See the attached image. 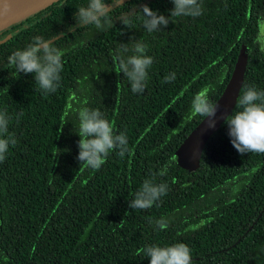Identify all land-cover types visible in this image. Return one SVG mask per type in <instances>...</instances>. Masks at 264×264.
I'll list each match as a JSON object with an SVG mask.
<instances>
[{
  "label": "trees",
  "instance_id": "obj_1",
  "mask_svg": "<svg viewBox=\"0 0 264 264\" xmlns=\"http://www.w3.org/2000/svg\"><path fill=\"white\" fill-rule=\"evenodd\" d=\"M86 3L57 0L0 31V39L10 35L0 43V110L12 118L17 139L0 163V264H150L142 249L177 242L189 246L193 264H264V153H238L224 122L199 169L182 168L176 156L204 118L178 128L193 96L211 86L215 104L243 44L248 65L240 95L246 86L264 90V52L255 43L264 0H203L202 16L174 18L152 33L139 12L133 29L118 18L105 32L79 28L74 14ZM142 3L165 16L174 7L172 0H125L110 15ZM36 36L60 37L54 45L67 50L55 93L44 94L34 74L15 77L7 66L8 55ZM136 40L153 57L143 93L131 91L111 59L121 43ZM171 73L175 79L164 82ZM81 105L99 109L126 133L132 154L113 152L99 170L80 166ZM162 166L167 174L155 182L168 185L167 195L147 210L131 209L135 192ZM161 218L168 221L164 230L156 225Z\"/></svg>",
  "mask_w": 264,
  "mask_h": 264
},
{
  "label": "clouds",
  "instance_id": "obj_2",
  "mask_svg": "<svg viewBox=\"0 0 264 264\" xmlns=\"http://www.w3.org/2000/svg\"><path fill=\"white\" fill-rule=\"evenodd\" d=\"M172 3L174 7L169 10L168 16L158 13L143 3L138 10L131 9L119 15H110L113 9L124 5L125 0H87L86 4L77 8L74 19L79 28L92 26L93 33L105 32L113 28V21L116 18L127 29H133L131 17L139 12L143 27L147 32L152 33L162 27L166 28L170 22H175L174 18H197L204 13L203 0H172ZM57 38L60 37L45 40L36 36L23 49L11 52L7 57V66L14 68L13 76L18 77L20 73L34 74L40 91L44 94L55 93L60 87L61 72L64 67L63 57L67 51L54 45V40ZM79 43L83 45L85 41L81 40ZM255 43L259 50L264 52V31L258 32ZM76 47L77 44L72 45L73 49ZM147 49L148 45L141 40L121 43L120 48L111 58L113 64L118 65L117 72H122L130 82L133 93H143L147 87L148 70L153 63V57L147 54ZM251 51L249 48L248 52ZM126 53L131 54L124 55ZM174 79L175 73H171L164 77V82L169 83ZM210 87L206 86L193 96L191 111L181 120L178 128L184 127L187 121L196 116L208 117L209 127L215 126L217 104L210 101L208 95ZM236 107L238 111L225 117L233 147L241 155L264 153V90H258L255 86H246L236 102ZM76 115L79 121V130L76 133L80 137L77 157L80 166L83 164L86 168L99 170L113 152L121 158L126 154H132L126 133L117 131L114 122L105 118L99 109L81 105L76 109ZM11 119L6 109L0 110V163L6 159L10 147L17 144L15 134L9 131ZM64 125L61 122L59 132H62ZM167 170V166H162L158 173H153L151 178L143 181L134 198L129 201L131 209L147 210L167 195L168 185L155 182L156 176H165ZM156 225L159 230H164L168 227V221L161 218L156 221ZM142 251L150 258V264H193L191 249L183 242L165 246L153 244L146 246Z\"/></svg>",
  "mask_w": 264,
  "mask_h": 264
},
{
  "label": "water",
  "instance_id": "obj_3",
  "mask_svg": "<svg viewBox=\"0 0 264 264\" xmlns=\"http://www.w3.org/2000/svg\"><path fill=\"white\" fill-rule=\"evenodd\" d=\"M30 0H0V31L20 22L33 13L47 7L57 0H44L39 4L30 6V8L21 15L7 22H2L3 18L10 15L20 7L28 6ZM40 2V1H39ZM264 31V23L262 25ZM9 36L0 39V43L5 42ZM248 65V53L246 45L243 44L238 56L235 68L231 78L224 89L220 98L215 102L217 104V113L215 116V126L209 127L208 117L203 118L200 123L190 132L179 148L176 150L178 164L189 171H195L201 166L203 151L209 139L221 128L225 122V117L231 115L236 102L240 96L241 89L245 81V73Z\"/></svg>",
  "mask_w": 264,
  "mask_h": 264
},
{
  "label": "bare ground",
  "instance_id": "obj_4",
  "mask_svg": "<svg viewBox=\"0 0 264 264\" xmlns=\"http://www.w3.org/2000/svg\"><path fill=\"white\" fill-rule=\"evenodd\" d=\"M40 1V2H39ZM44 0H30L29 1V5L28 6H24V7H20L19 9L13 11L10 15L6 16L5 18H3L2 22H7L13 18H16L17 16L21 15L22 13L26 12L30 6L35 5V4H39Z\"/></svg>",
  "mask_w": 264,
  "mask_h": 264
}]
</instances>
